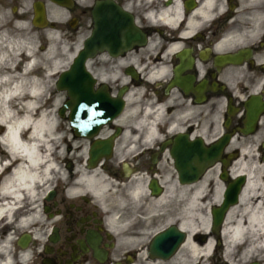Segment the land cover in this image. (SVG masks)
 Listing matches in <instances>:
<instances>
[{
  "label": "flooded vegetation",
  "instance_id": "obj_1",
  "mask_svg": "<svg viewBox=\"0 0 264 264\" xmlns=\"http://www.w3.org/2000/svg\"><path fill=\"white\" fill-rule=\"evenodd\" d=\"M8 1L24 8L17 18L25 19V0ZM60 1L65 7L50 6L58 16L40 33L48 38L56 34L57 55L70 56L72 61L86 40L94 43V32L117 30L115 36L99 38L103 51L86 66L93 80L90 93L116 98L123 91L125 106L92 141L79 140L69 127L60 130L55 170L41 175L25 197L10 194L5 178L12 176L19 162L5 150L0 128V264H173L179 258L186 260V237L169 261L150 258L155 236L174 226L180 228L182 208L189 199L190 187L177 181L174 150L183 143L210 144L222 135L232 139L213 169L217 175L230 173L243 162L249 185L243 187L246 206L262 214L264 0ZM0 4L5 3L0 0ZM122 16L130 19V40L139 36V43L126 53L118 51V33L126 32L125 27L120 29ZM40 46L46 53L51 45L43 41ZM18 60L13 69L16 77L25 74V57ZM56 75H51L55 81ZM246 128L252 132L243 136ZM161 134L164 138L158 139ZM94 143L113 145L110 159L102 161L99 171L119 191L118 204L110 203V194L101 196L93 188L79 186L80 150L84 148L86 162ZM63 175L67 183L62 178L48 179ZM133 179L145 180L139 183V201L131 196ZM68 186L79 190L72 198L65 194ZM208 193L211 196L212 188ZM209 239L196 238L202 246ZM211 239L212 248L192 264H264V248Z\"/></svg>",
  "mask_w": 264,
  "mask_h": 264
},
{
  "label": "bare ground",
  "instance_id": "obj_2",
  "mask_svg": "<svg viewBox=\"0 0 264 264\" xmlns=\"http://www.w3.org/2000/svg\"><path fill=\"white\" fill-rule=\"evenodd\" d=\"M7 32L8 31L6 29L1 30L0 34L6 35ZM55 39L56 36L52 34L50 38L51 46L46 53L42 54V56L49 57L48 63L44 62L43 60H40L39 57H41V53L39 55L32 49L27 50V55L25 56V48L21 47L20 49H14L16 50V52H13V59L9 60L7 63L4 64L5 71L0 70V86L6 84V82L13 84V81L20 80V83L14 85L18 87L14 88V86H10L8 90L0 94V99L2 101L8 100L9 98L21 97L22 89L24 86L28 90V92L23 95L21 99H19V102H21V106L14 107V109L17 108L19 109V111H21V115L18 117H12L7 113V111H5V117L0 119V124L7 126V134L3 139L4 142H7V145L5 143V146H12L13 137L24 141L30 134L34 132L38 133V137L41 142L47 145L46 152H42L38 148L37 152L33 156V159L35 160H43L47 162L46 165L37 164V173H40V170L42 168L45 169L44 173L38 174L34 179L29 180L27 179V176L31 173L22 172L20 175L17 176L16 180L12 182V190L10 191L11 195H16L17 193H20L22 197H25V192H30L33 186L38 185L41 175H47L51 171L55 170V157L57 158L58 156L57 151H60V140L62 137L60 134L59 125H57V122L51 116L50 112H46L44 111V109L51 108V106L56 100L58 93L52 88L51 98L43 105H41V108H39V110H35V106L37 105V103L34 101V99L39 96L40 92L44 88L43 81L49 80V76L44 75L43 73L42 76H37L35 70L32 69L33 65H41L45 67V72H47L48 65L50 67L56 65V60L54 56H50L54 54L57 48ZM23 40L24 39L20 38V41ZM2 56H4V54L0 53V59H2ZM20 57H25V74L16 77L13 75V69L15 64L17 63L16 60ZM5 75L10 77L8 81L3 80V77ZM2 89L5 88L3 87ZM12 91H16L17 95L10 96L9 93H11ZM150 114L153 116L157 115L155 112ZM157 117H159V115H157ZM153 121L155 122L156 119L154 118ZM152 135L153 132L149 130L148 137H151ZM53 136L56 137L55 140L52 139ZM15 161L17 162V160ZM18 162L19 164L14 169H17L21 165V161L18 160ZM236 167L237 169H235ZM209 173L210 172L206 174L202 183H199L189 191V199L182 208L184 216L181 220L180 227L188 234V238H190L184 249V255L185 257H187V259L201 258V253H207V251L212 248V237H209L210 239L205 246H202L200 242L196 240V238H200L198 234L207 235L208 228L206 227V230H204L203 232H201V230L197 231L192 225L193 220L190 219V210H195V207L198 206L199 201L201 199V194L204 193V180L206 179ZM231 174L232 176L246 174L243 162H239L237 165H235L234 169L231 170ZM15 187L18 188V190H14L13 188ZM140 187L141 186H139L138 184H133L132 191L136 194L140 190ZM246 187H249V185H246ZM246 192L247 191L245 189L241 197V203L243 204V208H241L240 205V207L232 209L227 214L222 227L221 237L225 238L229 242V244H232L234 242L237 243L243 238H251L254 240L255 243L264 246V210L263 213L260 214L257 210H255V208H247V206H245L244 204ZM214 193L215 196H217L218 192ZM215 203H217V198H215ZM196 215L199 218L200 214L196 213ZM257 234L258 236H260L259 239L255 238ZM203 256L205 257L206 255Z\"/></svg>",
  "mask_w": 264,
  "mask_h": 264
},
{
  "label": "water",
  "instance_id": "obj_3",
  "mask_svg": "<svg viewBox=\"0 0 264 264\" xmlns=\"http://www.w3.org/2000/svg\"><path fill=\"white\" fill-rule=\"evenodd\" d=\"M33 14L32 25L36 28H44L46 17L43 4L35 3ZM98 17L102 18V15L98 13ZM114 33L115 31H111L109 36H114ZM99 34L100 32L96 31L94 35L98 37ZM123 36L122 33L120 37L123 39ZM130 36V33L127 32L124 36L125 41L120 45L121 50L119 49V52L127 51L134 44V41H129ZM136 40L135 42H139L138 37H136ZM98 46L100 45H97V41H94V44L91 41H86L73 64L60 75L56 84V89L59 92H65L67 96V101L60 110L59 116L64 117L65 111H69L68 121L70 127L77 134V138L91 139L98 132L100 126L118 116L123 108V102L120 98L111 100L105 94H89L92 81L85 65L97 52L102 51L103 47ZM243 133L245 135L247 130ZM229 139V136L222 137L217 143L206 148L203 147L202 142L183 143V145L175 148L173 157L180 184L192 185L197 183L205 171L220 161L222 151L228 145ZM110 146L108 144L105 147H98L97 145L91 147L88 161L90 169H94L102 157H109ZM221 180L224 182L226 177L221 176ZM244 180V177H239L229 185L221 206L212 209V228L215 233L222 224L225 213L237 204L238 193L244 184ZM172 236L174 238L183 237L181 233L174 229L158 235L151 247V252L154 254L152 257L161 260L169 259V256L175 251L167 244Z\"/></svg>",
  "mask_w": 264,
  "mask_h": 264
},
{
  "label": "rangeland",
  "instance_id": "obj_4",
  "mask_svg": "<svg viewBox=\"0 0 264 264\" xmlns=\"http://www.w3.org/2000/svg\"><path fill=\"white\" fill-rule=\"evenodd\" d=\"M37 0H25V22L26 24H21V26L17 27L16 23L13 22L14 16L11 14V8L9 7L7 10L4 9H0V31L6 27L8 28H12V31L15 32L14 35H12L13 33L11 32H7L6 35L0 34V53H3L4 56H2V59H0V70L2 71L4 69V64L7 63L9 60L13 59V52H16V50H14L15 48H19V46L25 45V56L27 55V50H35L37 47H39V43L41 44V42L44 40L43 35H40L36 32H34L33 27L31 26V20H32V4L34 2H36ZM10 10V14L9 11ZM17 38H21L24 39L21 43V41H16ZM56 42V47H58L57 43V39H55ZM58 51V49H57ZM40 55L39 52H36ZM41 57L40 60H43L44 62L48 63V61L46 60L47 57L42 56V54L40 55ZM58 57V56H57ZM56 57V58H57ZM59 58V57H58ZM69 58L70 56H60V61L56 62V65L53 66L51 73L54 72H61L63 70H65L67 68V65L69 63ZM46 80V79H44ZM53 80L49 79L47 81H43V86L44 88L42 89V91L40 92L39 96H37L34 101L37 103V105L35 106V110H39V108H41V105H43L45 102H47L51 96L50 94L52 93V88H53ZM20 83V80H16L13 81V84L6 82V84L0 86V94H2L3 92H5L6 90H8V88L10 86H14L15 84ZM25 83V82H24ZM5 89H2V88ZM28 92L27 88H25V86L22 89V96L25 95ZM18 97V98H9L8 100L2 101L0 99V119L5 117V111H7L6 109V105L8 108L12 109L15 111L16 115H10L12 117H18L21 115V111H19V109H14L15 106H21V102H19V99L22 98ZM63 96L60 94H57L56 100L53 103V105L51 106L50 109H44V111L46 112H50L51 116L55 119V121L57 122V125H59V127H63L65 126L64 123H62L59 119L58 113H57V109L58 107L62 104L63 102ZM133 102V101H132ZM216 136V135H215ZM215 136H212L211 138H207V140L213 139L215 138ZM64 152V151H63ZM84 148H82L80 150V155L78 160H81V163H79V166L81 165V167H79V171H78V175H79V179L81 180L82 184L91 186V187H97L100 191L104 192V193H110L111 194V198H110V203L111 204H118L120 201V195L113 189H111L109 187V182L108 180L101 175V173L99 172H91L88 173L87 171H85L84 168ZM135 183H139V181H135ZM222 182H219L217 180V176H216V172H210L208 174V176L206 177V179L204 180V188L208 189L209 187H214L215 191L216 189H220L222 184ZM217 192V191H216ZM215 198L217 196L213 195ZM207 197V195L205 196ZM215 198H213V200H209L208 201V205H199L197 207H195V210H190V219L193 220L192 221V225L193 227L199 231L201 230V232H203L204 230H206V227H208V225H210V215H209V206L214 204L215 202ZM201 201V200H200ZM196 213L200 214L199 218L196 215ZM260 236H258V234L255 236V238H259ZM258 249H263V248H258ZM196 259H188V262L191 261L194 262ZM181 260L179 259L178 261H176L174 264H181L180 263ZM185 262V261H184Z\"/></svg>",
  "mask_w": 264,
  "mask_h": 264
},
{
  "label": "clouds",
  "instance_id": "obj_5",
  "mask_svg": "<svg viewBox=\"0 0 264 264\" xmlns=\"http://www.w3.org/2000/svg\"><path fill=\"white\" fill-rule=\"evenodd\" d=\"M9 14H10V10ZM21 24H26V22H21V21H17L16 22V26L19 27L21 26ZM165 71H167V69H165ZM10 79L9 76L5 75L3 77L4 81H8ZM18 87V86H14ZM10 96H15L17 95L16 91H12L11 93H9ZM7 109V113L9 115H16L15 111L8 108L7 105L5 106ZM222 119V117H221ZM169 131H171V128L168 129ZM164 135L161 134L158 136V139H163ZM53 140L56 139L55 136L52 137ZM7 145V142H5ZM40 149L42 152H46L47 150V145L42 143L41 140L38 137V133L34 132L32 134H30L26 140L21 141L20 139L13 137V143L12 146L8 147L6 146V151L8 152L9 156L11 157V159L13 161L15 160H20L21 161V165L17 168L14 169V172L12 174L11 177H6V181H9V186H11V183L14 182L17 178L18 175H20L22 172L23 173H31L30 175L27 176V179L32 180L34 179L38 174H43L45 169H41L40 173H37L36 168H37V164H41V165H46V161L43 160H35L33 159V156L35 155V153L37 152V149ZM62 151V150H61ZM62 178L64 179L65 183H67V177L66 175H63L62 177H52L49 176L48 179L52 180L53 182L55 181V179H59ZM47 190H51V188H48ZM79 192L78 189H74L71 186L66 187L65 189V194L69 196V198H72L73 194ZM83 194V193H80Z\"/></svg>",
  "mask_w": 264,
  "mask_h": 264
}]
</instances>
